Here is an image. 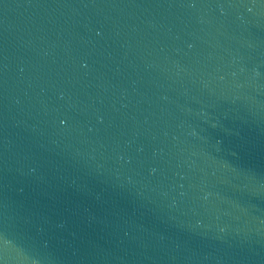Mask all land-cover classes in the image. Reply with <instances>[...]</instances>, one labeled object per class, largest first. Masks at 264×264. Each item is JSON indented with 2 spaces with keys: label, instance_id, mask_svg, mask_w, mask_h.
<instances>
[{
  "label": "water",
  "instance_id": "obj_1",
  "mask_svg": "<svg viewBox=\"0 0 264 264\" xmlns=\"http://www.w3.org/2000/svg\"><path fill=\"white\" fill-rule=\"evenodd\" d=\"M0 264H264V0H0Z\"/></svg>",
  "mask_w": 264,
  "mask_h": 264
}]
</instances>
